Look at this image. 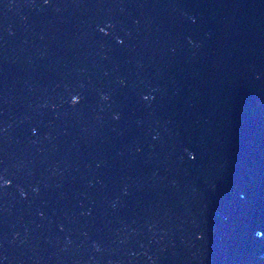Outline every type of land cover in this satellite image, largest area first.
Here are the masks:
<instances>
[{"label": "water", "instance_id": "95a60500", "mask_svg": "<svg viewBox=\"0 0 264 264\" xmlns=\"http://www.w3.org/2000/svg\"><path fill=\"white\" fill-rule=\"evenodd\" d=\"M0 264H264V0H0Z\"/></svg>", "mask_w": 264, "mask_h": 264}]
</instances>
